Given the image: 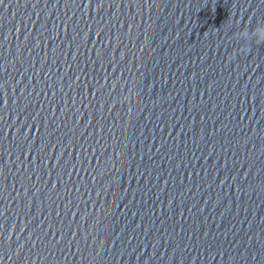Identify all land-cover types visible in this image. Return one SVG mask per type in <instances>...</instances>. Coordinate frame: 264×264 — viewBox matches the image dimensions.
<instances>
[{
	"label": "clouds",
	"instance_id": "9594fccd",
	"mask_svg": "<svg viewBox=\"0 0 264 264\" xmlns=\"http://www.w3.org/2000/svg\"><path fill=\"white\" fill-rule=\"evenodd\" d=\"M258 32L264 33V29H258Z\"/></svg>",
	"mask_w": 264,
	"mask_h": 264
}]
</instances>
